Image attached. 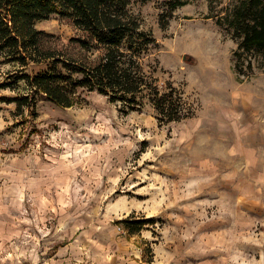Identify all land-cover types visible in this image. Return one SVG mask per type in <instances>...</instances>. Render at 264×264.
Returning a JSON list of instances; mask_svg holds the SVG:
<instances>
[{"label":"rangeland","instance_id":"obj_1","mask_svg":"<svg viewBox=\"0 0 264 264\" xmlns=\"http://www.w3.org/2000/svg\"><path fill=\"white\" fill-rule=\"evenodd\" d=\"M235 1L170 14L167 0H131L189 118L163 124L96 92L42 99L34 120L0 100V264H264V68L243 54L252 73L235 70L217 24ZM37 27L73 34L58 16ZM127 218L150 221L129 234Z\"/></svg>","mask_w":264,"mask_h":264},{"label":"trees","instance_id":"obj_2","mask_svg":"<svg viewBox=\"0 0 264 264\" xmlns=\"http://www.w3.org/2000/svg\"><path fill=\"white\" fill-rule=\"evenodd\" d=\"M188 1L167 0L170 14ZM52 16L66 20L73 34L64 38L37 27ZM217 24L230 29L237 43L236 72L254 69L243 54H254L264 68V0H236ZM156 49L131 0H0V66L6 67L0 88L13 93L0 100L15 104L17 115L28 110L33 120L40 100L71 107L85 101L84 92L129 110L149 105L163 124L193 116L182 89L169 80L160 84ZM149 221L118 222L134 234Z\"/></svg>","mask_w":264,"mask_h":264}]
</instances>
